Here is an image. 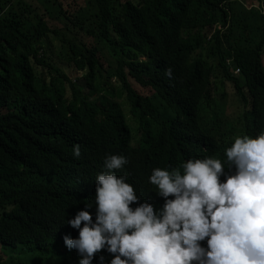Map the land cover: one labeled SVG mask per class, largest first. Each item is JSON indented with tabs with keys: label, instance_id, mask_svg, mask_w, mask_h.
Here are the masks:
<instances>
[{
	"label": "trees",
	"instance_id": "16d2710c",
	"mask_svg": "<svg viewBox=\"0 0 264 264\" xmlns=\"http://www.w3.org/2000/svg\"><path fill=\"white\" fill-rule=\"evenodd\" d=\"M36 1L0 0V264H78L66 221L106 154L158 209L153 168L211 156L231 174L225 148L264 130V0Z\"/></svg>",
	"mask_w": 264,
	"mask_h": 264
},
{
	"label": "clouds",
	"instance_id": "9594fccd",
	"mask_svg": "<svg viewBox=\"0 0 264 264\" xmlns=\"http://www.w3.org/2000/svg\"><path fill=\"white\" fill-rule=\"evenodd\" d=\"M72 155L79 158L78 144ZM224 156L231 174L211 156L153 168L147 180L163 199L154 209L113 171L126 157L106 154L91 203L66 221L77 236L65 235L64 246L78 264H91L102 249L112 255L107 264H264V130L236 136Z\"/></svg>",
	"mask_w": 264,
	"mask_h": 264
},
{
	"label": "rangeland",
	"instance_id": "374dc122",
	"mask_svg": "<svg viewBox=\"0 0 264 264\" xmlns=\"http://www.w3.org/2000/svg\"><path fill=\"white\" fill-rule=\"evenodd\" d=\"M29 2H33L34 3V5L36 6V5H38V3H37V1H36V3H35V1L34 0H28ZM264 12V11H263ZM79 37H82V36H79ZM73 76H75L74 74H73ZM230 93H232L233 94V90L231 91L230 90ZM232 94L231 95H229V99H228V101L226 102V106H227V108H226V114H225V117H230V118H238L239 116H240V107L241 106H239L238 105V103H237V101H236V99H234L233 97H232Z\"/></svg>",
	"mask_w": 264,
	"mask_h": 264
}]
</instances>
